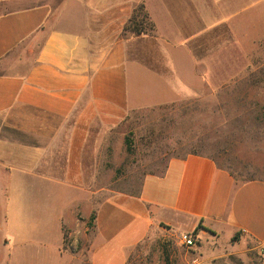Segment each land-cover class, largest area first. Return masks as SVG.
<instances>
[{
  "label": "crops",
  "instance_id": "crops-1",
  "mask_svg": "<svg viewBox=\"0 0 264 264\" xmlns=\"http://www.w3.org/2000/svg\"><path fill=\"white\" fill-rule=\"evenodd\" d=\"M139 4L153 34L124 37ZM252 5L0 0L2 264H28L49 246L50 258H62L63 230L91 187L110 129L136 110L186 100L205 82L231 78L237 32ZM198 225L193 264L232 257L247 264L248 251L264 264V180L238 184L206 157L172 158L160 175L144 177L136 196L118 193L98 206L88 264H126L151 233L178 236Z\"/></svg>",
  "mask_w": 264,
  "mask_h": 264
},
{
  "label": "rangeland",
  "instance_id": "rangeland-1",
  "mask_svg": "<svg viewBox=\"0 0 264 264\" xmlns=\"http://www.w3.org/2000/svg\"><path fill=\"white\" fill-rule=\"evenodd\" d=\"M252 2L242 15L247 21L237 32L233 76L205 82L196 96L186 100L136 110L110 129L108 143L94 160L91 187L63 230L62 258H50L49 246L31 253L28 264H44L46 259L48 264H88L98 206L118 193L136 196L144 177L160 175L172 158L200 154L238 183L264 180V0ZM147 23L145 35L150 30ZM44 243L51 245V238ZM197 247L186 248L177 235L161 230L142 241L126 264H193ZM4 248L0 245V264L6 262ZM247 257V264L261 263L257 251H248ZM232 258L228 264H240Z\"/></svg>",
  "mask_w": 264,
  "mask_h": 264
},
{
  "label": "trees",
  "instance_id": "trees-1",
  "mask_svg": "<svg viewBox=\"0 0 264 264\" xmlns=\"http://www.w3.org/2000/svg\"><path fill=\"white\" fill-rule=\"evenodd\" d=\"M141 16V20H135L138 16ZM148 22L147 23V26L149 27V35L153 34V31H154V26L153 24L150 22V20L148 19V16L146 14V12L144 11V6L143 4H139L137 6V8H134L128 22L126 23L124 29H123V32H122V36H126V35H133V36H141V35H145V32L143 31V24L144 22ZM190 155H194V156H201V157H206V156H203V155H200V154H195V153H192ZM208 158V157H206ZM210 160H212L211 158H208ZM213 161V160H212ZM214 162V161H213ZM215 165L217 166L216 162H214ZM218 167V166H217ZM219 168V167H218ZM231 175V174H230ZM232 176V175H231ZM232 178L234 179V181L236 183H238L235 178L232 176ZM248 181H251V180H246V181H243L241 183H244V182H248ZM239 184V183H238ZM201 228L200 225H198L196 227V229L194 231H192V235L196 237V240H197V244L199 243V239L197 237V231ZM237 241V236H234L232 238V242H236Z\"/></svg>",
  "mask_w": 264,
  "mask_h": 264
},
{
  "label": "built area",
  "instance_id": "built-area-1",
  "mask_svg": "<svg viewBox=\"0 0 264 264\" xmlns=\"http://www.w3.org/2000/svg\"><path fill=\"white\" fill-rule=\"evenodd\" d=\"M180 244L186 248H194L197 245L196 237L191 232H184L178 235Z\"/></svg>",
  "mask_w": 264,
  "mask_h": 264
}]
</instances>
